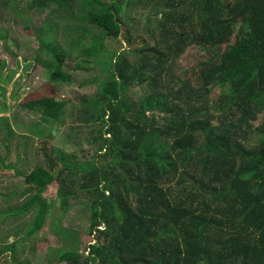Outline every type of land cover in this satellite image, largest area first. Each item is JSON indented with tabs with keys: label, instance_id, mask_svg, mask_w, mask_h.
<instances>
[{
	"label": "trees",
	"instance_id": "1",
	"mask_svg": "<svg viewBox=\"0 0 264 264\" xmlns=\"http://www.w3.org/2000/svg\"><path fill=\"white\" fill-rule=\"evenodd\" d=\"M138 1H148L141 29L152 30L154 43L136 55L129 25L135 18L124 9ZM151 1L28 0L27 11L55 5V13L77 18L83 29L98 26L90 50L97 60L107 37L124 32L128 46L108 55L111 79L81 101L84 117L74 120L99 127L90 161L52 147L26 177L32 187L22 194L34 195L22 211L37 209L31 233L52 212L43 195L54 182L60 207L69 208L77 170L85 172L81 189L96 195L89 229L95 242L80 253L77 233L60 228L64 246H72L62 249L60 263L264 264V121L255 123L264 109V0ZM45 36L38 37L58 64L38 62L52 83H69L66 52ZM191 45L206 52L194 66L195 82L172 64ZM43 102L44 118L63 124L66 103Z\"/></svg>",
	"mask_w": 264,
	"mask_h": 264
},
{
	"label": "rangeland",
	"instance_id": "2",
	"mask_svg": "<svg viewBox=\"0 0 264 264\" xmlns=\"http://www.w3.org/2000/svg\"><path fill=\"white\" fill-rule=\"evenodd\" d=\"M147 2L124 3L125 16L135 18L129 25L134 39L131 48L136 55H139L140 48L154 43L150 38L152 30L146 29L145 32L141 29L146 24L149 11L145 9ZM28 4V0H0V158L4 160V163L0 162V251L4 252L0 256V264H62L60 256L72 246H64L58 235L60 228L77 233L78 242L74 250L80 253H85L87 246L95 242L89 229L91 203L96 195L81 189L85 172L73 170L71 178L75 182V193L69 208L60 207L57 196L60 183L54 182L43 195L53 204L52 212L45 226L32 234L37 209L22 211L34 195V192L22 194L32 187L26 177L37 165L46 163V155H50L52 147L65 154H74L79 161H90L99 145L94 142L99 127L97 123L77 124L74 120L84 117L81 101L90 100L98 88L111 79L113 71L107 63L108 55L116 51L121 53L128 46L123 40L124 32L120 39L107 37L105 49L108 54L102 53L101 60H97L90 50L95 37L101 33L98 26L88 24L83 29L84 23L77 18L60 17L55 13L51 21L59 27L45 29L48 11L44 14L36 10L27 11ZM70 12L79 15L77 6ZM126 27L124 25L123 31ZM41 34L47 35V40H59L57 49L66 52L62 70L70 79L69 83H52L50 71L38 62L40 59L49 65L54 51L49 49L51 54L48 53L45 40L38 37ZM205 55L204 50L191 45L179 60L172 63L173 72L195 82L194 66L204 60ZM53 61L56 68L55 57ZM135 90L140 91V88ZM219 93L220 89L214 87L210 97L216 99ZM49 97L66 103L63 124L45 119L43 100ZM71 102L78 107H73ZM262 121L264 109L255 123ZM57 165L58 169L62 167Z\"/></svg>",
	"mask_w": 264,
	"mask_h": 264
},
{
	"label": "crops",
	"instance_id": "3",
	"mask_svg": "<svg viewBox=\"0 0 264 264\" xmlns=\"http://www.w3.org/2000/svg\"><path fill=\"white\" fill-rule=\"evenodd\" d=\"M57 8H58L57 6L51 5L49 9H46L44 11H40L41 14H44V12L48 11V14L46 15L45 24H44L45 29H47L48 27H51V29H55V28L59 27L58 24L51 21L52 18H55L54 13L57 12V10H56ZM32 10H34V9H32ZM36 11H39V10H36ZM39 66H41V65H39ZM9 168L13 169L12 166H10Z\"/></svg>",
	"mask_w": 264,
	"mask_h": 264
}]
</instances>
